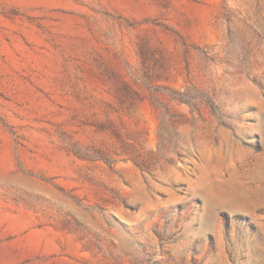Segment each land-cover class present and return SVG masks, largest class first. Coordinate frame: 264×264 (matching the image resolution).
<instances>
[{
  "label": "rangeland",
  "instance_id": "1",
  "mask_svg": "<svg viewBox=\"0 0 264 264\" xmlns=\"http://www.w3.org/2000/svg\"><path fill=\"white\" fill-rule=\"evenodd\" d=\"M0 264H264V0H0Z\"/></svg>",
  "mask_w": 264,
  "mask_h": 264
},
{
  "label": "bare ground",
  "instance_id": "2",
  "mask_svg": "<svg viewBox=\"0 0 264 264\" xmlns=\"http://www.w3.org/2000/svg\"><path fill=\"white\" fill-rule=\"evenodd\" d=\"M6 159H7V157L5 156V157L2 158V160H1V163H3L2 165H3V168H4L5 170H6L7 167H8L7 162H6ZM8 170H9V167H8Z\"/></svg>",
  "mask_w": 264,
  "mask_h": 264
}]
</instances>
